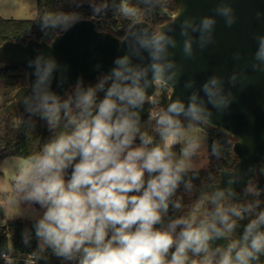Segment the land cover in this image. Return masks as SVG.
Instances as JSON below:
<instances>
[{"label":"water","instance_id":"water-1","mask_svg":"<svg viewBox=\"0 0 264 264\" xmlns=\"http://www.w3.org/2000/svg\"><path fill=\"white\" fill-rule=\"evenodd\" d=\"M168 1L177 6L170 19L156 26L139 20L124 37L82 18L50 41L0 44V70L28 74L10 102L0 84V122L19 126L35 108L53 105L100 74L122 77L146 100L160 85L170 88L164 117H199L235 139L233 167L214 160L218 181L193 188L195 226L210 208H222L255 183L264 163V0Z\"/></svg>","mask_w":264,"mask_h":264},{"label":"clouds","instance_id":"clouds-1","mask_svg":"<svg viewBox=\"0 0 264 264\" xmlns=\"http://www.w3.org/2000/svg\"><path fill=\"white\" fill-rule=\"evenodd\" d=\"M211 21L205 20L207 27ZM264 55V40L261 41ZM136 89L109 90L94 115L75 123L70 134H61L44 146L29 164L22 181L30 186L28 198L46 207L38 234L57 255L79 256V264H185L187 251L207 250L209 235L187 223L175 239L173 231L182 221H173L172 231L161 230L162 212L174 193L184 162L171 159L177 133L166 128L163 144L139 136L135 121L123 115L117 101L135 105ZM113 95L116 99H113ZM85 110L94 104L91 92L83 95ZM158 123L171 125L168 117ZM187 155V152H184ZM71 168L70 177L65 172ZM147 174V179H146ZM264 213L245 230V243L229 247L219 264H249L264 251V231H255ZM231 228L232 225H229ZM171 259H167L170 249Z\"/></svg>","mask_w":264,"mask_h":264},{"label":"trees","instance_id":"trees-1","mask_svg":"<svg viewBox=\"0 0 264 264\" xmlns=\"http://www.w3.org/2000/svg\"><path fill=\"white\" fill-rule=\"evenodd\" d=\"M161 7L171 13L160 14ZM176 11V4L167 0H37L36 19L0 17V44L9 40L25 42L31 37L50 41L64 32L71 23L82 18L94 19L99 30L124 37L135 22L146 20L156 26L170 19ZM143 13L147 18L142 16ZM27 83L28 74L22 69L0 70V84L5 86L7 102L11 101L19 87ZM126 86L130 87L122 77L100 74L93 81L73 88L66 97L57 100L53 105L35 108L19 126L9 125L4 128L0 122V164L9 156L22 157L30 162L41 154L44 146L58 137L51 125V115L55 110L60 109L68 123H71L67 110L77 107L83 95L91 92L96 106L89 110L84 109L90 117L89 113L95 114L97 106L110 89L115 87L122 91ZM170 92V88L162 86L161 92L148 100L136 92L134 106L127 101L117 103L123 115L136 123L152 120L156 125L153 132L159 131L163 134L169 127L176 131L181 127L196 126L202 128L208 136L212 165L208 169L183 170L180 173L181 179L169 197L167 210L162 212L161 223L156 225L158 229L172 231V222L182 221L173 231L174 238L179 239L182 229L192 221L190 211L195 207L196 200L193 188L218 181L219 172L214 160L219 159L226 168L231 169L238 159L233 152L235 139L222 129L208 126L199 117L188 116L171 121L170 126L167 123H158L163 115L151 119L155 104L163 108L169 100ZM112 98L116 99V96L113 95ZM139 143L140 139H136L135 144ZM67 170L71 173V168ZM261 213H264V163L259 167L255 183L240 191L234 200L227 202L222 208H210L206 219L191 226L206 231L209 239L206 242V251H187L185 264H219L222 254L232 245H235L234 256L239 247L250 243L251 237L247 242L243 239L245 230L252 221L259 220ZM40 220L11 219L7 221L6 228L0 223V264H79L75 259L57 255L54 248L38 234ZM255 231H264V222L259 223L253 234ZM174 250L175 245L170 249L167 259H171ZM5 252L15 261L8 263L3 259L2 254ZM249 264H264V251L256 253V258L250 259Z\"/></svg>","mask_w":264,"mask_h":264},{"label":"rangeland","instance_id":"rangeland-1","mask_svg":"<svg viewBox=\"0 0 264 264\" xmlns=\"http://www.w3.org/2000/svg\"><path fill=\"white\" fill-rule=\"evenodd\" d=\"M160 14L171 13L161 7ZM143 17L147 16L143 13ZM0 17L17 19H36L37 0H0ZM162 85L159 87V94ZM93 106H96L94 103ZM80 103L77 107L68 109V123L63 112L58 109L51 115V125L57 135L70 134L75 127L74 122L90 118ZM155 119V118H151ZM139 129L137 139L141 133L152 137L153 146L163 144L161 139L156 138L159 131H154L156 125L152 120L136 123ZM177 133L178 150L172 152L171 159L174 163L184 162V171L204 170L212 165L209 157L208 136L204 130L196 126L181 127ZM187 152V155L184 152ZM30 162L22 157L9 156L0 164V223L6 224L11 219L37 220L42 219L46 207L28 198L29 187L23 183ZM195 211V207L190 211Z\"/></svg>","mask_w":264,"mask_h":264},{"label":"built area","instance_id":"built-area-1","mask_svg":"<svg viewBox=\"0 0 264 264\" xmlns=\"http://www.w3.org/2000/svg\"><path fill=\"white\" fill-rule=\"evenodd\" d=\"M162 109L158 104H155L153 110L151 111V117L152 118H159L162 114ZM70 171L66 170L65 172V179H67L68 177H70ZM2 258L6 259L8 263H12L15 261L14 258H12L9 254H7L6 252L2 254ZM75 261H79V256L77 255V257L75 258Z\"/></svg>","mask_w":264,"mask_h":264},{"label":"crops","instance_id":"crops-1","mask_svg":"<svg viewBox=\"0 0 264 264\" xmlns=\"http://www.w3.org/2000/svg\"><path fill=\"white\" fill-rule=\"evenodd\" d=\"M153 128L155 129V126H154ZM161 136H162V133L159 132V134L156 135V138L161 139ZM161 140H162V139H161ZM162 142H163V141H162ZM152 146H153V143H152ZM177 146H178L177 143H175V144L172 146V148H171V152H174V151L178 150L179 148H178Z\"/></svg>","mask_w":264,"mask_h":264},{"label":"flooded vegetation","instance_id":"flooded-vegetation-1","mask_svg":"<svg viewBox=\"0 0 264 264\" xmlns=\"http://www.w3.org/2000/svg\"><path fill=\"white\" fill-rule=\"evenodd\" d=\"M168 1V0H167Z\"/></svg>","mask_w":264,"mask_h":264}]
</instances>
